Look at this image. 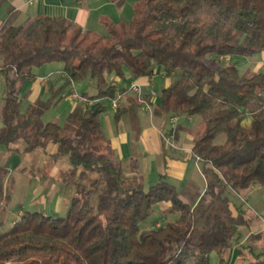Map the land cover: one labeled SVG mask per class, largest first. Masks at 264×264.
<instances>
[{
	"label": "trees",
	"instance_id": "trees-1",
	"mask_svg": "<svg viewBox=\"0 0 264 264\" xmlns=\"http://www.w3.org/2000/svg\"><path fill=\"white\" fill-rule=\"evenodd\" d=\"M13 12L0 30L7 88L0 147L20 153L13 146L24 141V153H32L56 145L52 158L69 157L73 169L63 178L76 196L65 217L22 214L0 234V264H212L213 253L218 264H228L227 251L240 247L242 254L241 228L258 219L245 199L254 186L264 187V71L247 75L222 63L231 56L264 58V0H139L131 21L105 22L106 36L48 16L18 24ZM53 62L63 64L68 83L96 81V95L82 94L93 104H78L63 124L42 119L54 99L38 98L22 112L24 85L35 68ZM159 67L181 77L158 94L155 115L204 121L193 155L202 161L208 205L185 203L165 179L146 190L138 161L117 160L104 134L105 101L124 93L111 77L150 79ZM124 112L117 109L116 120ZM9 176L0 164V204L9 197ZM228 190L243 202L232 204ZM164 203L177 220L142 229Z\"/></svg>",
	"mask_w": 264,
	"mask_h": 264
},
{
	"label": "rangeland",
	"instance_id": "rangeland-1",
	"mask_svg": "<svg viewBox=\"0 0 264 264\" xmlns=\"http://www.w3.org/2000/svg\"><path fill=\"white\" fill-rule=\"evenodd\" d=\"M137 1L139 0H125L122 11L118 8H115L116 16L118 18H123L127 21H130L133 13V6L137 3ZM1 11V14H4L5 8H2ZM102 35L106 36L107 31L104 30ZM222 65L224 67L234 65L239 68L242 73L252 75L255 72L264 71V58L262 55H257L253 58L231 56L227 57L223 61ZM59 70L62 71L61 63L57 62L49 63L34 69V72L37 74L38 78L43 76L46 77L52 72L50 75V80L55 83V85L61 82V90L57 91V97L53 98L52 94L47 97L43 95L42 97L44 100L54 99L56 102L43 115L42 119L44 123L63 124L75 104V102L67 95L72 86L71 84H68L66 81L62 80L61 72H58ZM161 71L155 74L154 78L156 79L151 86L157 94H161V91L166 87L168 81L169 84H172L181 77V72L178 71L174 76L167 77L164 75L166 78H163ZM38 78V82L36 84L38 87H40L42 82L41 79ZM74 83L75 90L80 94L85 93L89 96H93V94L97 91L95 80L87 78ZM148 86L149 85H146L145 87L147 88ZM24 87L22 89L23 93L21 92L23 113L26 112L27 107L35 100L36 96H40V90L38 88L33 91L34 93L28 95L26 94L27 87ZM2 92L3 90L0 86V112L3 108ZM153 99V103L151 104L152 112H154L155 109L154 103H157L159 100L158 97H154ZM105 104L107 106V111L101 117L103 130L108 139L116 138L118 136L119 125L115 119V110H113L111 107V101L107 100L105 101ZM145 110L147 113L144 112ZM136 113V118H138L137 122L133 121L132 123V120H135L132 118L135 117L134 114H127L125 117H123L124 126L127 128V131L130 129H132V131L136 129L142 130L147 125V123H150L151 112L147 110L145 106L138 107ZM165 119H167V117H165ZM195 119L197 123H201L197 128L198 134L203 132L205 124L203 119ZM182 122H184V118ZM2 126L3 123L0 121V127ZM132 131L130 132L131 136ZM132 139L133 138L130 140ZM220 142H223V139ZM25 147L26 144L24 141H20L18 144L13 146V148L18 149L20 153L9 152L5 147H0V164L6 166L10 171V176L8 178L9 197L0 204V234L7 232L13 226L15 221H17L18 218L26 212L41 213L50 217H65L69 211L73 198L76 196V186L66 183L63 178L64 174L70 173L73 169L68 156L54 160L52 155L57 152V146L54 144H50L45 151L43 149H38L32 153H24ZM194 180H196L197 185L201 187V179H198V177L195 175ZM144 183L146 190L152 186V181L150 180L148 181L146 179ZM262 188L264 189V187L256 185L248 195L253 201L257 202L260 200L262 202L263 200L264 204V193L258 191V189L262 190ZM198 190L199 189H196L195 186H190L188 192L191 194V197L186 199L183 196L182 200L185 203H190L194 207L204 203L208 205L209 202H204L202 199L203 196H198L200 192ZM227 196L232 204L240 205L243 202V199L231 190H228ZM97 202L98 197L95 196L93 201L95 206L97 205ZM244 207L247 210L250 209L246 203L244 204ZM162 209L163 206L161 205L155 206L148 219L141 224V228L144 230L153 229L157 223L166 224L168 222L177 220L178 215L163 212ZM261 209H264L263 205L261 206ZM251 213L252 215H256V212L253 210H251ZM198 214L199 212H197V215ZM256 221L257 220H255V223L253 222L249 227L241 228L240 231V244L244 247L242 248V251L244 252L245 256L251 257V260H247L245 264H256V262H258V259L251 255L249 247L254 250L255 254H259L260 261H264V242H259V240H250L251 235L258 231V229L254 228L257 223ZM211 260L212 264H216V262L218 263V256L216 253L211 255Z\"/></svg>",
	"mask_w": 264,
	"mask_h": 264
},
{
	"label": "crops",
	"instance_id": "crops-1",
	"mask_svg": "<svg viewBox=\"0 0 264 264\" xmlns=\"http://www.w3.org/2000/svg\"><path fill=\"white\" fill-rule=\"evenodd\" d=\"M122 7L123 6H117L110 0H35L31 4L29 3V0H6L4 5L1 7V9L5 8V13L1 14L2 11L0 9V30L2 28L3 22L8 17L10 10L13 9V14L15 15V20L18 24H23L30 19L40 16H48L52 18L66 19L69 22L80 26L84 31H91L93 33L102 35L104 30H106V21H112L115 23L129 22L116 16L115 8H118L122 11L124 8ZM133 14L134 6L131 20L133 18ZM61 69L62 71L59 70L58 72H61L62 80L68 83L69 80L64 73L63 64H61ZM159 71H161L160 68L156 70V73ZM161 72L163 74V78H166L163 71ZM51 73L46 77L43 76L38 78L37 74L33 71V77L30 78L25 85V87H27L26 94L29 95L34 93L33 91L38 88L40 90V96H36L35 100H37L38 98L43 99V95L47 97L52 94V92L54 93L60 91L61 82L55 85V83L50 80ZM37 78L41 79L42 83L40 87H38L36 84L38 82ZM155 79L156 78L152 77L150 79H141L137 81L144 89L143 92L146 101L150 102L151 104L154 100L153 97H151V92L156 93L153 87H151L152 83L155 82ZM110 81L112 85L124 91V100L122 102L121 109L125 110V112L119 120H116L119 125L118 136L116 138L109 139L112 142L115 158L117 160L123 161L125 164H129L131 161L137 160L139 173L144 181L146 179L148 181L150 180L152 181V185H155L160 182L161 179H165L177 188L181 194V199L183 196L186 199L191 197L188 189L192 185L195 186L196 189H199L198 191L200 192L198 196L202 197L207 190L208 182L203 172L202 161L196 159L193 155L194 140L197 135V128L201 123H197L196 119H187L184 117H175L177 119L176 122H172L171 119L174 117L168 116L167 119H165V117H157L155 112H152L150 114V123H147V125L142 130L136 129L132 131V129H130L127 131V128L124 126L123 117H125L127 114H134L135 117L132 118L135 120H132V123L133 121L137 122L138 118H136V110L138 107L144 105L139 103L134 95L127 92L130 83L135 80L127 77V79L123 81L115 77H111ZM68 84H71L72 86L71 90L67 93L70 98L73 85L72 83ZM146 85L149 86L146 88ZM169 85L170 84L168 81L166 87ZM0 86L3 90L2 105L4 106L7 88L5 80L1 74ZM96 93L97 91L93 94V96L96 95ZM157 95L158 94L156 93V97ZM133 100H135V102ZM73 101L75 104L72 110L75 108V106L80 104L76 100ZM154 104L156 105L157 103ZM144 112L147 113L146 110ZM183 118L184 122H182ZM131 131L132 136L130 135ZM131 138L133 139L130 140ZM195 175L198 177V179H201L202 182L199 180L201 187L198 186L196 180H194ZM258 191L264 193L263 188L262 190L258 189ZM245 202L251 210L256 212V216L258 217L256 221L257 223L254 226L255 229H258V231L253 233L251 236H257L259 234L264 236V209H261V206H264L263 200L262 202L260 200L256 202L253 201L248 195L245 199ZM160 205L163 206V212L169 211L170 204L164 203ZM159 225L160 223L156 224V226ZM259 242H264V240L260 238ZM239 248L235 247L227 251L225 254V259L227 260L228 264H245L247 260H251V257L245 256L244 252L240 254ZM216 264L218 263L216 262Z\"/></svg>",
	"mask_w": 264,
	"mask_h": 264
},
{
	"label": "built area",
	"instance_id": "built-area-1",
	"mask_svg": "<svg viewBox=\"0 0 264 264\" xmlns=\"http://www.w3.org/2000/svg\"><path fill=\"white\" fill-rule=\"evenodd\" d=\"M35 0H29V3L31 4L32 2H34ZM1 71V69H0ZM66 75V74H65ZM66 77L68 78V76L66 75ZM69 80V78H68ZM70 83H72L73 85V89H72V92L70 94V98L73 99V100H76L77 102L81 103V104H86V105H92L93 102L84 98L82 95H80L79 93H77L74 89V82L70 80ZM128 93L134 95V97L136 98V100L143 104L145 106V108L147 110H149L151 113H152V105L150 102L146 101L145 97H144V92H143V89L141 87V85L137 82V81H133L130 83L129 87H128V90H127ZM151 97H156V94L154 92H151ZM124 100V94H118L116 98H114L113 100H111V107L112 109H114L115 111L117 109H119L122 105V102ZM172 122H176V118H172L171 119ZM200 160V159H199Z\"/></svg>",
	"mask_w": 264,
	"mask_h": 264
}]
</instances>
